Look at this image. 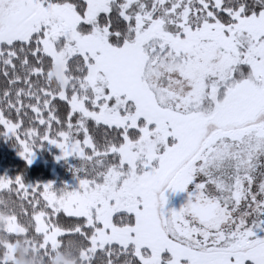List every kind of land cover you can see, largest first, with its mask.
I'll use <instances>...</instances> for the list:
<instances>
[{"label": "snow or ice", "instance_id": "snow-or-ice-1", "mask_svg": "<svg viewBox=\"0 0 264 264\" xmlns=\"http://www.w3.org/2000/svg\"><path fill=\"white\" fill-rule=\"evenodd\" d=\"M0 136L79 161L0 176V264H264V0H0Z\"/></svg>", "mask_w": 264, "mask_h": 264}, {"label": "trees", "instance_id": "trees-1", "mask_svg": "<svg viewBox=\"0 0 264 264\" xmlns=\"http://www.w3.org/2000/svg\"><path fill=\"white\" fill-rule=\"evenodd\" d=\"M36 149L43 157L45 162L27 165L18 155L19 145L14 139L0 136V176H7L14 179L17 175H22L27 184H44L52 175V164L54 155L46 147Z\"/></svg>", "mask_w": 264, "mask_h": 264}, {"label": "rangeland", "instance_id": "rangeland-1", "mask_svg": "<svg viewBox=\"0 0 264 264\" xmlns=\"http://www.w3.org/2000/svg\"><path fill=\"white\" fill-rule=\"evenodd\" d=\"M46 147L54 155V163L52 164L51 178L46 182H51L55 189H61L67 186L68 190H73L78 187L77 173L73 169L79 166V161L75 157H68L57 160L61 156V151L55 145L46 144ZM45 162L42 155L36 150L35 159L32 164Z\"/></svg>", "mask_w": 264, "mask_h": 264}, {"label": "clouds", "instance_id": "clouds-1", "mask_svg": "<svg viewBox=\"0 0 264 264\" xmlns=\"http://www.w3.org/2000/svg\"><path fill=\"white\" fill-rule=\"evenodd\" d=\"M2 228V224H0ZM14 264H77L76 249L72 245H66L59 249L45 262L38 251L32 250L22 242L14 246Z\"/></svg>", "mask_w": 264, "mask_h": 264}, {"label": "flooded vegetation", "instance_id": "flooded-vegetation-1", "mask_svg": "<svg viewBox=\"0 0 264 264\" xmlns=\"http://www.w3.org/2000/svg\"><path fill=\"white\" fill-rule=\"evenodd\" d=\"M191 191V187L187 191H177V192H172L169 190L168 192L165 193L167 197V201L165 203V210L170 211V210H179L184 204L187 203L188 201V195L189 192Z\"/></svg>", "mask_w": 264, "mask_h": 264}]
</instances>
